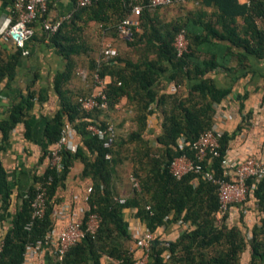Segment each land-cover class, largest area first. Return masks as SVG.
I'll list each match as a JSON object with an SVG mask.
<instances>
[{"label":"trees","instance_id":"trees-1","mask_svg":"<svg viewBox=\"0 0 264 264\" xmlns=\"http://www.w3.org/2000/svg\"><path fill=\"white\" fill-rule=\"evenodd\" d=\"M148 3L149 0H96L92 5L80 8L76 2L72 16L61 24L55 35L50 36L51 42L70 62L66 72L56 80L62 107L48 122L46 138L50 144H56L66 124L72 123L83 145H79L75 152L62 150L63 169L59 171L49 167L42 176V181L50 180L47 186V209L42 218L33 222L31 229H26V226L31 222L36 189L32 188L23 198L12 218L10 230L3 238L0 264H22L27 247L45 239L53 230L54 209L58 204L55 194L77 159L84 163L83 175L93 181L89 196L90 212L100 216V225L95 234H87L56 264H102L104 257L113 259L117 264H134L141 255L137 257L135 251L130 249L133 237L126 219L127 209L134 211V216L157 234L148 264H241L242 255L248 248L251 249V264L264 263V177L249 181L250 184H256V189L247 202L255 203L261 217L251 229V238L247 239L244 231L246 224L242 218L239 224H230L228 220L231 213H227L221 222L218 221L221 203L216 182L193 173L177 179L170 170L175 158L185 153L192 155L189 147L191 143L213 129L216 105L230 93L218 89L208 74L223 67L230 57L235 56L239 63H243L247 54H236L229 48L208 51L205 42L211 39L209 32L219 36L212 31L211 24L207 25L205 21H202V26L208 31L206 35H198V27L189 18L163 24L149 19L147 22L150 24L145 23L154 11L147 7ZM201 3L215 5L220 12L219 18L229 19L224 20L222 26L228 30L227 38L230 41L244 48L246 53L264 56V0H254L251 6L240 4L238 0H202ZM137 5L143 6L138 17L143 33L135 31L129 40L137 61L129 60L131 58L124 60L116 53L111 63L106 65L99 67L92 61L91 70H98L99 67L103 78H111L107 87L109 107L118 105L123 98L136 104L134 121L137 129L127 136H117L114 147L107 150L103 142L86 129L89 118L98 120L102 111L89 115L83 113L78 104V93L67 89L75 68L74 59L86 52L77 45L78 21L96 22L105 33L120 35L118 25L131 17ZM238 16L244 20L243 38L237 32L235 19ZM181 30L187 31L190 51L178 57L173 43ZM3 50L0 47V84L4 80L11 82L16 78L24 51L18 48L14 54L5 55ZM207 54L212 56L205 57ZM191 82L193 85L186 96L178 91L161 93L172 83L178 88ZM35 95V92L30 91L13 105L10 117L0 122L3 141L0 154L19 124L25 125V137L30 139L28 117L34 106ZM156 110L162 112V129L156 138H152L148 136V118ZM100 123L103 126L106 124ZM233 134L225 132L221 135L220 157L207 165L215 173L216 179H228L221 161L227 154ZM183 139L185 145L182 144ZM129 146H132L133 176L139 180L140 188H134V193L126 199V203L121 204L117 200L120 197L115 184L116 166L122 162ZM108 152L112 154L110 160L106 158ZM11 198L8 173L0 158V220L7 218ZM235 206L240 208L239 205ZM177 225H181V232L175 239L158 234L161 228L169 229ZM165 243H169V246Z\"/></svg>","mask_w":264,"mask_h":264},{"label":"crops","instance_id":"crops-1","mask_svg":"<svg viewBox=\"0 0 264 264\" xmlns=\"http://www.w3.org/2000/svg\"><path fill=\"white\" fill-rule=\"evenodd\" d=\"M76 2L78 1L48 0V19L51 22L63 23L75 12ZM175 2L171 7L154 10L151 17L145 20V23L150 24L147 21L151 19L153 22L163 24L189 18V21L198 27L197 34L206 35L208 31L204 30L202 26V21H205V24H211L212 31L217 32L219 36L209 32L211 39L205 42L208 51L229 48L236 54L239 52L247 54V59L243 63H239L235 56L230 57L223 67L208 74L218 89L230 91L227 97L216 105L213 129L220 134L234 133L226 154L228 157L239 162L244 161L250 155L259 158L264 157V56L246 53L244 48L235 45L227 38L228 30H224L222 25L224 20L229 19L219 18L220 12L215 5H203L202 0H175ZM238 2L243 4L239 0ZM14 13L13 0H0V28L6 26L10 21H15ZM131 17L136 21L139 19L133 14ZM235 21L237 32L243 38L244 20L238 16ZM78 28L77 45L78 48L80 47L86 52H82L74 59L75 68L72 78L67 84V89L78 91L80 93L78 96L81 97L90 95L94 90V85L91 79H88L89 82L82 78L79 72L83 68L79 65L88 67L87 71L92 77L94 72L91 70L92 61L99 67L106 65L103 55L108 48L113 49L116 55L118 54L124 60L131 58L129 60L136 62L137 59L133 54L134 48L129 45L130 38H124L121 35L114 36L110 32L105 33L102 26L96 22L86 23L84 20H79ZM137 32L143 33V29L139 27ZM155 44L157 45V42ZM2 48L5 55L14 54L18 50L9 40L3 43ZM25 50L28 54H23L20 58L16 78L11 82L4 80L0 84V122L10 117L13 105L20 102L30 91L36 93L34 106L28 117L31 127L30 139L25 137V125L19 124L10 134L5 150L0 154L3 166L8 173L12 192L7 218L0 220V242L10 230L12 218L21 206L23 198L27 197L32 188H35L37 192L39 185L45 183L41 178L51 166L49 154L56 147V144L52 145L47 140L45 132L48 122L62 107V100L56 89V80L58 76L66 72L70 62L64 57L62 51L51 42V38L47 36L41 23L35 25V35L29 40ZM211 56L212 54H207L205 57ZM124 64L125 62L122 61V65ZM105 79L108 84L111 82L110 77H105ZM192 85L193 82L177 88L172 83L161 90V93L171 94L178 91L179 94L184 93L186 96ZM75 87L76 89H74ZM135 107V103L131 104L127 98H123L118 105L103 110L98 121L111 122L118 125L119 129L124 126L133 129L136 125L134 121ZM161 124L162 112L156 110L148 118V136L156 138V135L161 132ZM66 125H70L73 129L75 143L78 146L83 145L81 136L74 125L72 123ZM2 143V133L0 132V145ZM48 151L51 152L46 153ZM83 171L84 163L77 159L67 173L64 184L57 189L55 200H58V204L54 209L55 225L51 232L54 236L63 231L73 220L85 219L90 213L89 196L93 181L90 177H85ZM115 184L119 197L127 199L129 193L118 186V175L115 178ZM245 203L239 205L240 208L237 210L235 209L236 206L232 208L230 216L232 215L234 224H239L241 218L244 222L260 221L261 214L255 203L253 201H246ZM235 210L239 212V216ZM125 214L133 237L130 242V249L135 251V255L138 257L142 255V251L135 248L134 236L137 234L136 232L141 233L147 227L134 216V211L127 209ZM180 232L181 225L158 230V234H164L163 237L167 239H175ZM59 261L56 242L53 241L37 251L30 263L56 264ZM102 264H117V262L109 257H104Z\"/></svg>","mask_w":264,"mask_h":264},{"label":"built area","instance_id":"built-area-1","mask_svg":"<svg viewBox=\"0 0 264 264\" xmlns=\"http://www.w3.org/2000/svg\"><path fill=\"white\" fill-rule=\"evenodd\" d=\"M96 0H78L77 6L80 8L92 5ZM241 3L251 6L254 0H239ZM175 0H149L147 7L155 10L158 8L171 7L175 4ZM17 20L7 23L6 26L0 28V47L7 40L12 42L16 48L23 49V54H28L25 50L27 43L35 35V25L41 23L43 30L47 36L55 35L62 22H51L48 19L49 4L48 0H13ZM143 11V6L137 5L133 8V16L137 18ZM140 27L139 19L136 21L132 17L124 19L117 27L118 33L124 38L132 37L133 33ZM174 48L178 57H183L189 53V39L186 30H181L174 40ZM113 49L104 51L105 63H111L115 57ZM82 78L87 79L86 73L79 72ZM94 85L93 92L88 96L78 98V104L81 111L85 114H93L95 111H103L109 108V100L107 96L108 82L103 78L99 71L92 73ZM87 131L93 136L99 138L103 142L105 149L110 150L114 147L117 139L116 127L113 123L107 122L103 126L98 120L89 118ZM222 134L212 129L202 135L195 142L191 143L190 151L192 155L183 154L175 158L170 166L171 173L181 179L188 174H196L208 181L216 182L219 185L220 210L218 213V221L231 213L235 205L244 204L248 198L253 195L256 189V184H250L252 179L264 177V157L259 158L255 155H250L244 161H237L227 155L222 158V167L226 170L225 176L228 178L216 179L215 173L211 170L209 163L212 164L214 158L220 157V142L219 138ZM185 145V139L182 140ZM78 145L75 143V136L70 125H66L62 131L60 140L56 143V147L50 153L51 168H56L59 171L63 169L62 150L67 149L75 152ZM107 159H112V154H106ZM50 181V180H49ZM48 181V182H49ZM131 181L134 188H140V182L135 176H131ZM48 182L41 183L37 188L36 195L32 202V218L27 224L26 229H31L35 220L44 216L47 209V186ZM121 204L126 203L125 198L117 199ZM100 225V216L95 212H90L87 219L73 220L66 228L58 235L54 236L51 232L43 240H39L35 245H29L25 254V260L22 264H31L30 260L35 256L37 251H40L50 242H56V249L59 260H62L67 251L85 239L87 234H95ZM134 236L135 248L142 251V255L136 259L134 264H148L149 254L153 242L157 236L156 233L148 228L141 233L136 232ZM169 246V243H165ZM3 249V241L0 242V256ZM133 251V250H132ZM134 252V251H133Z\"/></svg>","mask_w":264,"mask_h":264},{"label":"rangeland","instance_id":"rangeland-1","mask_svg":"<svg viewBox=\"0 0 264 264\" xmlns=\"http://www.w3.org/2000/svg\"><path fill=\"white\" fill-rule=\"evenodd\" d=\"M81 68L80 72H84L88 75L87 80L90 78V73L87 71V69H89L88 67L84 66V65H79ZM90 82V80H88ZM76 89V87L74 88ZM73 89V90H74ZM75 92L78 93V91L74 90ZM78 95H80V93H78ZM125 120V119H124ZM124 126V125H123ZM116 127V131H117V136H127L129 135V133L135 131L137 129V126L135 125V128H131L128 129L127 127H121L120 129L118 128V125H115ZM155 146L156 143H154ZM132 146L127 147L126 151L124 152V156L122 157V162L119 163L116 166V170H117V174L118 175V186H120L122 189H125L127 191V193H129V196H131L134 193V187L130 181V177L134 175V165H133V161L131 160V156H132ZM117 187V185H116ZM238 207H236L235 209L237 210ZM235 210V212H236ZM240 210V209H239ZM238 210V211H239ZM232 213V212H231ZM236 214L239 216V212H236ZM228 222L230 224H232V215L230 216V219L228 220ZM257 222H245L246 227L244 228V231L246 232L247 235V239L251 238V229L253 228V226L256 224ZM251 249L248 248L247 251H245V253H243L242 255V259H241V264H251ZM260 264H264V263H260Z\"/></svg>","mask_w":264,"mask_h":264}]
</instances>
